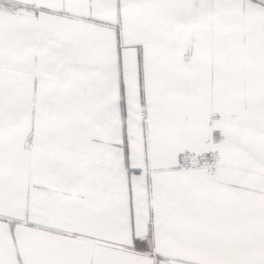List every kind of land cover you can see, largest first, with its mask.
Segmentation results:
<instances>
[{
	"label": "snow or ice",
	"instance_id": "obj_1",
	"mask_svg": "<svg viewBox=\"0 0 264 264\" xmlns=\"http://www.w3.org/2000/svg\"><path fill=\"white\" fill-rule=\"evenodd\" d=\"M0 264H264V0H0Z\"/></svg>",
	"mask_w": 264,
	"mask_h": 264
}]
</instances>
